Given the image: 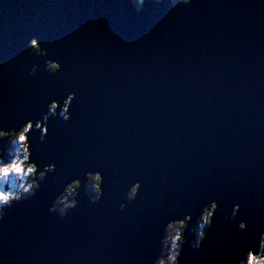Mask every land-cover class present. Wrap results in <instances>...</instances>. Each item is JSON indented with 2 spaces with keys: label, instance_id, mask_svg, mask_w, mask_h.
Returning <instances> with one entry per match:
<instances>
[{
  "label": "water",
  "instance_id": "95a60500",
  "mask_svg": "<svg viewBox=\"0 0 264 264\" xmlns=\"http://www.w3.org/2000/svg\"><path fill=\"white\" fill-rule=\"evenodd\" d=\"M35 121L37 186L3 207L0 264H149L187 214L179 264L234 257L264 223V0H0V125Z\"/></svg>",
  "mask_w": 264,
  "mask_h": 264
},
{
  "label": "snow or ice",
  "instance_id": "6c2138e0",
  "mask_svg": "<svg viewBox=\"0 0 264 264\" xmlns=\"http://www.w3.org/2000/svg\"><path fill=\"white\" fill-rule=\"evenodd\" d=\"M187 2V0H186ZM39 41V43H38ZM44 39L43 37H37V39L31 40V45L33 48L39 50V48L43 45ZM53 68L59 69V65H52ZM54 99H59L61 101L60 107H63L65 102V97H54ZM73 101V97H67V102L71 103ZM51 108L56 110L58 105L56 103L51 104ZM67 111V108L64 109ZM46 123L47 117L42 118ZM67 119V117H65ZM32 123H27L26 125H19L13 127H7L4 125H0V141L4 140H12L14 143L19 144L24 152L28 153L24 156L23 159H20L19 156L16 158H12L9 160H5L0 158V205H3L6 208L14 207L20 203L21 197L18 195H13L11 191H5L4 185L8 184L12 177L22 178L27 174H33L37 171L35 167V162L26 163L30 161L31 152L28 148H24L23 146L29 140V134L32 130ZM37 128H41V124L36 125ZM42 131L47 133L49 131L48 127H43ZM41 175L43 172L41 171ZM97 181L101 180L100 175H96L94 177ZM134 182V181H133ZM140 185H137L139 188ZM216 199V197H213ZM207 201H203L202 203H206ZM223 200H220V203L223 204ZM233 203L236 205L237 209L240 212V215L235 216L234 223L238 224V228L235 229V232L240 237H247L251 234L253 229L255 228V221L245 213V206L243 201L234 200ZM202 206V205H201ZM213 210L216 209V205H212ZM183 215V213H181ZM209 214L205 212V218H207ZM235 215V214H234ZM175 218V217H174ZM191 219V217H188ZM3 219V215H0V220ZM243 221V223H241ZM182 223V221H181ZM244 229V231H240ZM171 230V228L169 229ZM201 236L206 245L212 244L211 235L204 237V234L201 233ZM180 237L177 235L174 237V240H179ZM194 247H199L198 245H194ZM170 264H179L176 257H169ZM183 258H181L182 260ZM234 259L237 264H264V223L257 231V241L255 244H245L242 248L239 249L238 254L234 257L232 256L231 251L226 253L225 258H222L218 264H229V260ZM149 264H164L163 259H158L156 256H151L149 258Z\"/></svg>",
  "mask_w": 264,
  "mask_h": 264
},
{
  "label": "rangeland",
  "instance_id": "374dc122",
  "mask_svg": "<svg viewBox=\"0 0 264 264\" xmlns=\"http://www.w3.org/2000/svg\"><path fill=\"white\" fill-rule=\"evenodd\" d=\"M133 2H135V0H132ZM172 2H174L175 0H171ZM48 110H49V112H51V113H53V109L51 108V106L48 108ZM63 110V107H62V109H61V111ZM60 113V115L62 116V112H59ZM35 127H36V125H35ZM24 148H25V145L23 146ZM22 151H23V149L21 148V146L19 145V144H16V143H14L13 141H11V147H10V150H8L7 152H5V153H8V155L11 157V158H8L7 159V157H4L3 159H5V160H9V159H12V158H16L17 156H19L20 157V159H23L24 158V154H22ZM24 152V151H23ZM25 154H26V152H24ZM7 154H6V156H8ZM48 170H50L49 168H48ZM41 174V173H40ZM30 175L31 174H27V175H25V176H23L22 178H19V177H12L11 179H10V181H9V183L8 184H6V185H4V190L5 191H11L12 192V194L13 195H18V196H20V194H18L19 193V190H24V189H28L29 187H31V184L30 183H28V184H26V178L28 179V178H30ZM39 175V174H38ZM38 175H37V177H38ZM40 178V177H39ZM32 179H33V177H32ZM36 181V180H35ZM33 182V181H32ZM94 183L95 182H91V183H87V185H86V188H88L89 186H88V184L90 185H92L93 184V190H94V193H96V190H95V187H94ZM29 190H30V188H29ZM86 192H87V190H86ZM131 192V191H130ZM30 193H32L33 194V191L32 190H30ZM88 193V192H87ZM28 193H26V195H27ZM95 195V194H94ZM130 195L131 194H128V197H130ZM93 196V194L92 195H89V197L90 198H93L92 197ZM210 204H212V203H210ZM3 205H0V209H1V207H2ZM207 207H205L204 206V208H202L203 210H202V215H199V219H203V218H205V212H207L208 213V211H209V209L207 210L206 209ZM205 209V210H204ZM213 212V211H212ZM208 213L209 215L207 216V218L206 219H204V221L202 222L201 221V226H200V231H199V236H198V241H197V245H199V243H200V241L202 240V236H201V233H203L204 234V227L206 228V227H208L209 226V220H210V217L213 215V213ZM188 217H191V219H189ZM188 220H194V218H193V215L192 216H190V214H187V217H185V219L184 218H182V219H180V220H176L175 222H173V223H171V224H169V225H167L166 226V236H165V239H164V243H163V247H162V250H161V254H160V257H159V259H163L164 260V264H170V261H169V257H173V256H177V254H178V250H177V244H175V243H173V237L171 236V233L174 235V236H176L177 234H180V233H182V237H183V235H184V233H188L190 230H191V228L189 229L188 227H187V223H186V221H188ZM181 221H182V223H181ZM206 223V224H205ZM204 224V225H203ZM203 225V226H202ZM171 228V230H169ZM189 229V231H187V230ZM192 231V230H191ZM186 236H184V238H183V241L181 242V243H185L186 242Z\"/></svg>",
  "mask_w": 264,
  "mask_h": 264
},
{
  "label": "trees",
  "instance_id": "16d2710c",
  "mask_svg": "<svg viewBox=\"0 0 264 264\" xmlns=\"http://www.w3.org/2000/svg\"><path fill=\"white\" fill-rule=\"evenodd\" d=\"M141 2H142V0H135V2H133V3H135V5H137V6H139L140 4H141ZM31 44V43H30ZM31 47H32V45H31ZM32 50H35V51H37V49H35V48H33L32 47ZM51 67H52V65H51ZM11 141L12 140H10V139H8V144H6L9 148L11 147ZM22 154H24V152L22 151ZM8 158H11L9 155L7 156V159ZM41 175V174H40ZM40 175H38V177H40ZM32 177H33V175H30V178H26V183L28 184V183H30L31 184V189L30 190H32V191H34L35 190V188H36V181L35 180H33L32 179ZM95 176H91V177H89L88 178V180H87V183H91L92 181L93 182H95L94 183V187H95V190L97 189V180L94 178ZM33 181V182H32ZM87 183H86V185H87ZM88 188H86V190H87V192H88V194H90V195H94L95 193H94V190H93V184L91 185H89L88 184ZM75 187H76V184H71V186L69 187V188H67L66 189V191H65V193L61 196V197H59L56 201H55V203H54V205L56 206V202L58 201V200H61V202L63 201V200H65V201H67L68 203H65L66 205H69V204H71L72 203V195H73V193H74V189H75ZM28 191H26L25 189L24 190H19V193L18 194H20V197H23V196H25L26 195V193H27ZM130 194V193H129ZM64 208H63V206L61 205V204H58V206H57V210L58 211H62ZM209 214H210V212H209ZM206 224V223H205ZM204 225V224H203ZM178 236H180V239L178 240V242H179V244H181V242H182V235L180 234H178ZM179 244H177V249H179V247H180V245Z\"/></svg>",
  "mask_w": 264,
  "mask_h": 264
},
{
  "label": "flooded vegetation",
  "instance_id": "af4514ba",
  "mask_svg": "<svg viewBox=\"0 0 264 264\" xmlns=\"http://www.w3.org/2000/svg\"><path fill=\"white\" fill-rule=\"evenodd\" d=\"M60 114V113H59ZM40 175V174H39ZM42 177V175H40V178ZM29 188H31V187H29ZM65 203H68L67 201H65V200H63L62 202H61V200H58L57 202H56V206L54 205V208L55 209H57V206H58V204H61L62 206H63V210L62 211H58V212H63V211H65L66 210V208L69 206V205H71V204H69V205H66ZM208 213H209V211H208ZM204 219H206V218H203V219H201V221L203 222L204 221ZM196 225H197V222H196V224H195V227H196ZM203 226V225H202ZM194 227V228H195ZM197 230V229H196ZM196 230L194 231V233H193V238H196V236H195V232H196ZM181 234V233H180ZM179 234V235H180ZM178 235V234H177ZM176 235V236H177ZM196 235H197V232H196ZM171 236L173 237V243H175V244H179V242H178V240H174V237H176V236H174L172 233H171ZM180 237V236H179ZM191 240H192V238L190 239V242H191Z\"/></svg>",
  "mask_w": 264,
  "mask_h": 264
},
{
  "label": "bare ground",
  "instance_id": "6f19581e",
  "mask_svg": "<svg viewBox=\"0 0 264 264\" xmlns=\"http://www.w3.org/2000/svg\"><path fill=\"white\" fill-rule=\"evenodd\" d=\"M50 106H51V105H50ZM53 113H54V110H53ZM53 113H50V114H53ZM58 115H59V112H58ZM35 122H36V121H35ZM37 124H39V123L36 122L35 125H37ZM35 125L33 126V130H32V132H34V133H35V130H34V129L37 128V127H35ZM42 132H43V131H41L40 134H39V138H40V139L42 138ZM7 144H8V143H7ZM26 155H27V154H26ZM47 169H48V168H47ZM37 175H38V174H37ZM43 177H44V176H42L41 178H43ZM34 180H35V179H34ZM186 217H187V216H186ZM186 236H188V233H187ZM182 241H183V239H182Z\"/></svg>",
  "mask_w": 264,
  "mask_h": 264
}]
</instances>
